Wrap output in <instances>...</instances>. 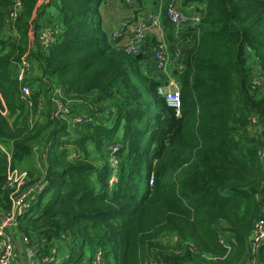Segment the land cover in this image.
Segmentation results:
<instances>
[{
	"label": "trees",
	"instance_id": "trees-1",
	"mask_svg": "<svg viewBox=\"0 0 264 264\" xmlns=\"http://www.w3.org/2000/svg\"><path fill=\"white\" fill-rule=\"evenodd\" d=\"M194 1L198 25L167 50L176 113L111 34L126 0H19L14 19L0 0V218L8 171L25 172L40 190L14 237L37 264H264V0Z\"/></svg>",
	"mask_w": 264,
	"mask_h": 264
},
{
	"label": "built area",
	"instance_id": "built-area-1",
	"mask_svg": "<svg viewBox=\"0 0 264 264\" xmlns=\"http://www.w3.org/2000/svg\"><path fill=\"white\" fill-rule=\"evenodd\" d=\"M165 15L170 24L174 27H180L184 25L192 24V27L198 25L199 20L197 18H189L182 11L177 9L176 0H165ZM19 0H16L15 9L10 14V18L14 19L16 17L17 11L20 9ZM128 26V25H127ZM125 26V28H127ZM160 28L159 19L150 17L147 20L138 21L134 27V35L130 41L125 46L124 52L128 54L137 55L140 52L141 44L146 36V31L148 29H158ZM124 33V28L120 29L117 34H113V38L121 37ZM153 62L155 69L159 74L165 75L167 70V65L169 63V55L167 53V47L164 43H160L157 49L152 53ZM28 63L23 61L19 65L18 80L24 78L25 73L28 71ZM168 85H161L158 87L157 91L162 95L166 103L175 109L176 113H179L180 107V94L177 84L173 82H167ZM22 93L27 95L29 89L27 86L22 88ZM260 155V152H259ZM26 184V173L20 172L16 169H11L8 171L6 183L3 186V189L9 192V199L11 202V211L10 213L0 218V264H15L16 260V250L13 240L17 241L19 247L21 248L22 257L24 264H37L34 260L35 251L33 248H28L27 239L21 238L16 240V216L17 214L23 213L28 207V201L31 198L34 192H38L40 187L30 188L25 187ZM35 195V194H34ZM33 195V196H34ZM32 196V197H33ZM256 231L253 234L252 240V251H256L257 246L264 242V221L259 220L256 224ZM51 254H56V249L51 250ZM54 258L51 256H45L42 259L44 264H49L53 262Z\"/></svg>",
	"mask_w": 264,
	"mask_h": 264
},
{
	"label": "crops",
	"instance_id": "crops-1",
	"mask_svg": "<svg viewBox=\"0 0 264 264\" xmlns=\"http://www.w3.org/2000/svg\"><path fill=\"white\" fill-rule=\"evenodd\" d=\"M164 3H165V0H142V8H140V10H139L136 8V4H135L134 0H126V4L125 5L123 4L124 5L123 7H121V5L119 4V6H117V8H115V9L118 10V12H119L118 15H121V16L125 15L124 20L126 21V24L130 26V29H131L130 35L123 36L124 35V33H123L121 35V37H119V39L121 38L120 44L128 43V41L131 40V38L134 35V27L138 21L147 20L149 18V16L153 17V18L157 17L159 19L160 28L148 29L146 31V36H145V38L141 44L139 54L142 55L141 67H142L143 71L148 73L150 76H152L156 79H159L162 82V84L166 86V85H168L167 82L168 83L173 82V83L177 84V72H178L179 64H180L178 57L174 56V57L170 58L169 63L167 65V70H166L165 75H161L155 69L153 59L151 57L149 58V54H151V53H149V52H147V50H145L146 46L144 47V45H146L147 42H149L150 40H155V41L159 42V44L161 42L164 43L167 47V50L170 48L171 49L173 48L176 50V52H178L179 49L181 50L186 46V44H185V33L187 31V27L192 28L193 25L190 24V25H184V26H180V27L172 26L171 30L163 27L162 21H163L164 16L162 15V11L164 8L163 7ZM117 4H118V2H117ZM176 7H177V9L182 11L185 15H187L190 19L191 18H197V20H199L202 16V13H203L205 7H206V2L194 1V0H176ZM135 13H137L136 15L138 16L137 22L136 23L129 22V16L130 15L135 16ZM125 29L126 28H124V32H125ZM127 31H128V29L126 30V32ZM168 33L171 37V42L169 41L166 44L165 41H166V36L168 35ZM125 38H128V40L125 41L124 40ZM15 261L17 264H20L18 257L16 258Z\"/></svg>",
	"mask_w": 264,
	"mask_h": 264
},
{
	"label": "rangeland",
	"instance_id": "rangeland-1",
	"mask_svg": "<svg viewBox=\"0 0 264 264\" xmlns=\"http://www.w3.org/2000/svg\"><path fill=\"white\" fill-rule=\"evenodd\" d=\"M117 6H119V5H115V7L114 8H117ZM122 7V6H121ZM124 9V8H123ZM125 10V9H124ZM121 12V11H120ZM124 13V12H123ZM112 14H115V15H118L119 14V12L117 11V10H114V11H112L111 12V17H112ZM114 18H115V20H112V23L114 22H116L115 23V25L111 28V34H117L118 32H119V30H120V28L122 29V28H125V23H122V24H118L120 21H124V19H125V17H121V19L119 20V21H117V16H114ZM113 19V18H112ZM113 23V24H114ZM133 27V26H132ZM128 29V31L126 32V30ZM130 32H131V29H130V26L128 25V27L125 29V32H124V35L123 36H127V35H130ZM129 33V34H128ZM119 38V37H118ZM125 41L126 40H128V38H125L124 39ZM16 258H17V255H16ZM95 263V262H94ZM93 263V264H94ZM15 264H17L16 263V261H15Z\"/></svg>",
	"mask_w": 264,
	"mask_h": 264
},
{
	"label": "water",
	"instance_id": "water-1",
	"mask_svg": "<svg viewBox=\"0 0 264 264\" xmlns=\"http://www.w3.org/2000/svg\"><path fill=\"white\" fill-rule=\"evenodd\" d=\"M141 54H137L136 57H140ZM13 243L15 245V250H16V253H17V257H18V260H19V263L20 264H24V261H23V257H22V252H21V248L19 247V244L17 241L13 240Z\"/></svg>",
	"mask_w": 264,
	"mask_h": 264
}]
</instances>
